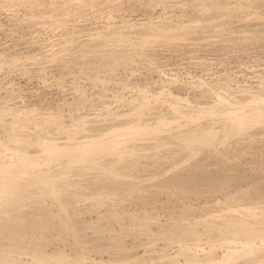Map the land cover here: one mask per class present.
<instances>
[{
	"label": "rangeland",
	"instance_id": "374dc122",
	"mask_svg": "<svg viewBox=\"0 0 264 264\" xmlns=\"http://www.w3.org/2000/svg\"><path fill=\"white\" fill-rule=\"evenodd\" d=\"M0 264H264V0H0Z\"/></svg>",
	"mask_w": 264,
	"mask_h": 264
},
{
	"label": "bare ground",
	"instance_id": "6f19581e",
	"mask_svg": "<svg viewBox=\"0 0 264 264\" xmlns=\"http://www.w3.org/2000/svg\"><path fill=\"white\" fill-rule=\"evenodd\" d=\"M211 92H213V91H211ZM216 93H217V92H216ZM216 93H213V94H216ZM213 94H212V95H213ZM217 94H219V93H217ZM217 94H216V95H217ZM219 96H220V95H219ZM219 96H218V97H219ZM211 97H212V96H211ZM216 97H217V96H216ZM218 97H217V100H218V101H221L222 98H221V99H218ZM220 97H221V96H220ZM262 99H263V98H262ZM237 100H238V99H237ZM259 100H261V99H259ZM226 101H227V100H226ZM235 102H236V101H235ZM238 102H239V101H238ZM238 102H237V103H238ZM249 102H250V101H249ZM169 104H170V103H169ZM220 104H221V103H220ZM224 104H225V103H224ZM233 104H234V103H233ZM173 105H174V104H173ZM256 105H257V104H256ZM207 106H209V105H207ZM207 106H203V107L201 106V108H202V109H205V110H206V109H209ZM211 106H212V105H211ZM249 106H250V105H249ZM175 107H176V106H175ZM175 107H174V108H175ZM212 107H213V106H212ZM212 107H210V108H212ZM220 107H221V106H220ZM243 107H244V106H243ZM250 107H251V106H250ZM260 107H261V106H260ZM170 108H171V107H170ZM201 108L199 107V109H201ZM234 108H235V107H234ZM236 108H237V107H236ZM236 108H235L234 110H236ZM257 108H258V106H257ZM214 109H216V108H213V110H214ZM254 109H255V108H254ZM178 110H179V109H178ZM210 110H211V109H210ZM216 110H217V109H216ZM216 110H215V111H216ZM226 110H227V109H226ZM226 110H225V111H226ZM243 110H244V109H243ZM243 110H242V111H243ZM248 110H249V109H248ZM250 110H251V109H250ZM176 111H177V110H176ZM176 111H175V112H176ZM200 111H201V110H200ZM223 111H224V110H223ZM175 112H174V113H175ZM204 112H205V111H204ZM206 112H209V111L206 110ZM212 112H214V111H212ZM220 112H221V111H220ZM227 112H228V111H227ZM233 112H235V111H232V109H231V113L228 112V114H229V115H232ZM237 112H238V108H237ZM245 112H246V111H245ZM252 112H253V111H252ZM171 113H172V112H171ZM224 113H226V112H224ZM235 113H236V112H235ZM256 113H257V112H256ZM179 115H180V114H179ZM234 115H236V114H234ZM234 115H233V116H234ZM241 116L243 117V116H245V114H244V115L241 114ZM249 116H250V115H249ZM175 117H176V116H175ZM230 117H231V116H230ZM230 117H229V119H230ZM238 117H239V116H238ZM227 118H228V117H227ZM234 118H235V117H234ZM240 118H241V117H240ZM243 118H244V117H243ZM231 119H233V118H231ZM231 119H230V120H231ZM255 119H256V118H255ZM234 120H235V119H234ZM257 120H259V119H257ZM261 120H262V119H261ZM160 121H161V120H160ZM237 121H238V120H237ZM240 121H242V120L240 119ZM165 122H166V121H165ZM165 122L162 121V122L156 123V125H154L152 128H153V129H160V127H162V126L164 125ZM222 122H223V121H222ZM227 122H228V121H227ZM243 122H244V120H243ZM234 123H235V122H234ZM246 123H247V122H246ZM143 125H144V124H143ZM239 125H240V124H239ZM147 126H148V125H146V127H147ZM226 126H227V125H226ZM240 126H241V125H240ZM142 127H143V126H142ZM142 127H133V126L130 125V126H125V127L121 128V129H120V128H119V129L116 128V129L113 130L112 132H106V133H103V136L99 139V141L102 142V140H103L106 136L113 137V138L116 140V138H117L118 136H122V135H124V134H126V133L129 134V132L132 133V131H136V130H137V132H138V130H142ZM144 127H145V126H144ZM221 127H222V126H221ZM246 127H248V126H246ZM145 129H146V128H145ZM219 129H220V128H219ZM221 129H222V128H221ZM223 129H224V128H223ZM213 130H214V129H212V131H213ZM240 131H241V130H240ZM228 132H229V131H228ZM218 133H219V132H218ZM221 133H222V132H221ZM219 134H220V133H219ZM43 136H44V135H43ZM220 136H221V135H220ZM39 138H40V137H39ZM40 139H42V138H40ZM42 140H43V139H42ZM44 140H45V139H44ZM44 140H43V142H42V143H43V144H42L43 149H45V150H52V149L57 148V144H56V143L52 142L51 140H50L51 142H47V141H44ZM48 140H49V139H48ZM92 140H93V139L86 140V141H83L82 143H84V142H89V141H92ZM115 140H113V141H115ZM38 141H39V140H38ZM39 142H40V141H39ZM40 144H41V143H40ZM115 146H116V144H114V145H110L111 148H113V147H115ZM7 148H9V147H7ZM181 177H182V176H181ZM177 178H178V177H177ZM193 178H194V177H193ZM193 178H192V180H193ZM183 179H184V178H183ZM187 179H188V178H187ZM187 179H186V180H187ZM180 181H181V180H180ZM193 181H194V180H193ZM193 181H192V182H193ZM186 182H187V181H186ZM175 184H176V182H175ZM178 184H179V183H178ZM256 261H257V260H256Z\"/></svg>",
	"mask_w": 264,
	"mask_h": 264
}]
</instances>
